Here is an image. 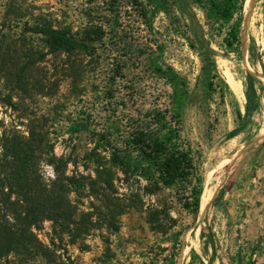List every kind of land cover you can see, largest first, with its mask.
Segmentation results:
<instances>
[{
    "label": "rangeland",
    "instance_id": "1",
    "mask_svg": "<svg viewBox=\"0 0 264 264\" xmlns=\"http://www.w3.org/2000/svg\"><path fill=\"white\" fill-rule=\"evenodd\" d=\"M248 1L239 56L225 52L223 34L213 33L195 6L183 2V14L177 11L186 31L176 33L162 13L153 21L152 51L163 46L161 61L184 80L192 96L179 130L193 150L200 201L203 196L209 201L205 211L193 215L181 207V192L175 189L145 194V182L112 168L109 151L99 142L102 134L113 144L120 142L121 133L114 128L168 107L173 90L148 73L149 49L125 51L107 40L94 59L53 51L34 30L52 28L79 37L87 26V0H0V136L5 129L25 136L29 130L42 133L51 147L40 166L44 184L57 176L69 178L63 204L51 207L60 220L40 216L32 228L35 253L10 255L9 264H191L192 250L200 258L192 264H208L209 259L212 264H264V92L259 110L233 136V107L229 99L223 103L215 95L203 96L201 63L189 47L194 38L209 43L226 83L230 75L244 92V77L250 73L264 87V0ZM134 32L127 35L133 44L148 35L143 31L136 37L138 30ZM251 51L259 56L253 65ZM14 73H21L19 81ZM230 91L243 113L245 98L240 103ZM73 126H80L79 131L72 132ZM161 209L174 223L158 230L148 216ZM7 214L3 222L12 224Z\"/></svg>",
    "mask_w": 264,
    "mask_h": 264
},
{
    "label": "trees",
    "instance_id": "2",
    "mask_svg": "<svg viewBox=\"0 0 264 264\" xmlns=\"http://www.w3.org/2000/svg\"><path fill=\"white\" fill-rule=\"evenodd\" d=\"M245 1L87 0V26L79 37L52 28L34 30L49 41L53 51L78 52L93 59L96 57L98 46L105 45L107 40L112 47L117 46L125 51L131 52L137 47L142 49L138 50L142 51L139 53H144L149 49L150 53L145 56L148 73L165 80L173 90L168 107L164 110L147 111L137 118H131L124 126L114 128L116 133H121L120 142L113 144L107 134H102L99 142L109 151V163L112 168L128 179L145 182L142 188L145 194L154 195L162 188L175 189L177 193L181 192L178 200L181 207L193 215H196L200 208L201 179L196 174L193 150L181 139L179 130L184 108L191 102L192 96L184 80L171 66L161 61L163 46L157 45L156 53L152 51L153 21L157 14L162 13L176 33L182 28L186 31L188 25L180 24L177 11L182 13V10H185L183 2L195 6L203 13L210 30L217 35L223 34L220 46L225 52L239 56ZM134 29L138 30L136 37H141L139 35L143 31L148 35L137 38V42L133 44L127 39V35L133 33ZM208 44L199 42L196 38L189 43V47L197 51L201 63L198 82L201 83L204 97L215 95L223 103L229 99L234 110L236 128L232 135L235 136L259 110L264 87L252 74L246 73L243 81L245 104L242 113L229 86L217 71L215 54ZM109 51L113 52L112 49ZM250 57L253 65V58L258 59L259 56L251 51ZM120 69L116 67L115 74H120ZM261 69L264 76V63H261ZM11 75L17 81L22 77L21 73ZM79 128L80 126H73L71 131L77 132ZM49 153L51 147L42 133L29 130L25 136L16 131L8 132L6 129L1 133L0 261L3 260L6 264H9L10 255L17 256L23 252L26 257H31L35 253L34 244L37 241L32 228L36 227L40 216L51 221L60 220L55 219L59 216L51 211V207L63 201L69 178L57 176L49 186L44 184L40 166L46 161L45 157H48ZM64 181H67V184ZM4 189H7V192H4ZM12 208H18L19 211ZM7 213L11 215L12 224L3 222L5 217L9 218ZM20 220L22 226L17 224ZM148 223L160 230L171 226L174 220L161 209L149 213ZM202 236L206 237L205 231H202ZM190 257L191 264L194 259L200 260L193 250ZM208 264H212V259H209ZM247 264L255 263L249 260Z\"/></svg>",
    "mask_w": 264,
    "mask_h": 264
},
{
    "label": "bare ground",
    "instance_id": "3",
    "mask_svg": "<svg viewBox=\"0 0 264 264\" xmlns=\"http://www.w3.org/2000/svg\"><path fill=\"white\" fill-rule=\"evenodd\" d=\"M246 11H245V16L248 17L249 16V1L247 0L246 2ZM227 83L230 87V89L233 91V93L235 94L237 100L241 103L244 101V95H243V90H242V84H240V82H236L230 75H228V80ZM208 198L206 197H202L201 201H200V208L199 211L203 212L205 211L207 204H208Z\"/></svg>",
    "mask_w": 264,
    "mask_h": 264
}]
</instances>
